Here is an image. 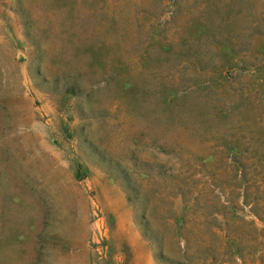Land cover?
Wrapping results in <instances>:
<instances>
[{
  "label": "rangeland",
  "instance_id": "rangeland-1",
  "mask_svg": "<svg viewBox=\"0 0 264 264\" xmlns=\"http://www.w3.org/2000/svg\"><path fill=\"white\" fill-rule=\"evenodd\" d=\"M239 145L264 0H0V264H264Z\"/></svg>",
  "mask_w": 264,
  "mask_h": 264
},
{
  "label": "trees",
  "instance_id": "trees-1",
  "mask_svg": "<svg viewBox=\"0 0 264 264\" xmlns=\"http://www.w3.org/2000/svg\"><path fill=\"white\" fill-rule=\"evenodd\" d=\"M242 146L239 145L236 153L235 182L234 189L238 190V197L243 199L240 210L250 207V215L258 216L261 211L264 214V152L257 149L247 154L241 151ZM262 204V205H261ZM234 201H224L222 210L226 214L228 210H236ZM214 215V213L209 214ZM223 256L232 259L237 251L236 238L234 235L226 232L223 233Z\"/></svg>",
  "mask_w": 264,
  "mask_h": 264
}]
</instances>
